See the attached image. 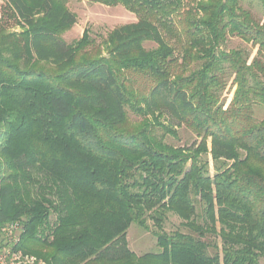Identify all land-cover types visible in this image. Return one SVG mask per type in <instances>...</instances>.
<instances>
[{
	"label": "trees",
	"instance_id": "16d2710c",
	"mask_svg": "<svg viewBox=\"0 0 264 264\" xmlns=\"http://www.w3.org/2000/svg\"><path fill=\"white\" fill-rule=\"evenodd\" d=\"M73 1L0 9V247L16 225L46 264H264V19L243 6L264 17V0H85L136 18L105 56L87 30L62 39ZM229 36L255 54L222 50ZM163 115L199 144L166 143ZM131 225L156 253L128 248Z\"/></svg>",
	"mask_w": 264,
	"mask_h": 264
},
{
	"label": "rangeland",
	"instance_id": "374dc122",
	"mask_svg": "<svg viewBox=\"0 0 264 264\" xmlns=\"http://www.w3.org/2000/svg\"><path fill=\"white\" fill-rule=\"evenodd\" d=\"M3 5V0H0V9ZM244 8L250 9L255 18L264 19L260 13V8H258L256 1L252 2L251 5L247 2L243 4ZM69 10L76 15V23L61 36L62 39L67 44L74 43L77 41L84 30L88 31L90 39L95 43V46L99 47V50L102 51V56L106 54L103 52L102 41L105 40L106 36L115 28L122 26L124 24L133 23L136 21L135 16L128 12L124 7L118 5L115 7H107L104 5L87 2L85 0L73 1L69 4ZM10 31H19L18 28H13ZM146 49L155 48V45L151 43H146ZM222 50L230 51L242 49L248 54L253 56L255 50L249 44L241 42L238 38L228 37L226 42L222 45ZM234 88L230 86V82L223 93V100L228 102L233 94ZM128 115V124L129 126H137L142 118L132 113L127 109ZM258 117L261 118L264 116V110L260 113L258 112ZM159 122L163 123L166 126L172 127L176 132V137L167 135L165 138L166 143L175 147H185L191 148L196 147L200 138L193 134L190 130L186 129L184 126L178 127L176 123L172 121L167 115H163L159 118ZM161 131H158V134H161ZM209 148V143H208ZM210 160V157L208 156ZM210 170L211 164H210ZM53 221V217L50 220ZM149 227L152 228V223L148 222ZM176 230L184 231L180 227V220L172 215L167 216V221L164 225V231L167 233L174 232ZM18 234V232L16 233ZM9 239V236L4 235V242ZM128 248L137 255H142L145 253H156L158 248L156 246V240L153 236L146 230L138 227L137 225H131L127 231L126 235Z\"/></svg>",
	"mask_w": 264,
	"mask_h": 264
},
{
	"label": "built area",
	"instance_id": "2783aa9c",
	"mask_svg": "<svg viewBox=\"0 0 264 264\" xmlns=\"http://www.w3.org/2000/svg\"><path fill=\"white\" fill-rule=\"evenodd\" d=\"M3 232L9 236V239L0 247V264H46L42 259L23 254L16 248L19 227L16 225L7 226ZM17 232L18 234H16Z\"/></svg>",
	"mask_w": 264,
	"mask_h": 264
}]
</instances>
